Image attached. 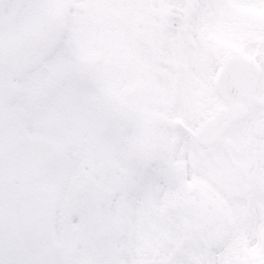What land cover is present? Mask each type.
<instances>
[{
    "label": "snow or ice",
    "instance_id": "obj_1",
    "mask_svg": "<svg viewBox=\"0 0 264 264\" xmlns=\"http://www.w3.org/2000/svg\"><path fill=\"white\" fill-rule=\"evenodd\" d=\"M0 264H264V0H0Z\"/></svg>",
    "mask_w": 264,
    "mask_h": 264
}]
</instances>
